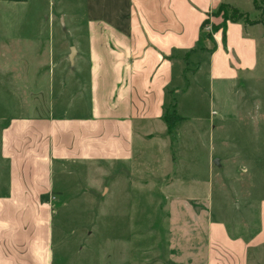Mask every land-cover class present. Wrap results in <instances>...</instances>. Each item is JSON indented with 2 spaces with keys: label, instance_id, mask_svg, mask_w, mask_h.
Listing matches in <instances>:
<instances>
[{
  "label": "rangeland",
  "instance_id": "rangeland-1",
  "mask_svg": "<svg viewBox=\"0 0 264 264\" xmlns=\"http://www.w3.org/2000/svg\"><path fill=\"white\" fill-rule=\"evenodd\" d=\"M228 1L260 19L253 0ZM90 11L89 0H0V130L14 117L63 114L69 105V114L87 110L83 52ZM209 21L207 33L213 30ZM245 24L252 31L255 66L246 69L232 54L228 63L236 77L219 79L206 63L198 71L189 64L190 87L175 94L186 119L174 137L155 122L149 127L154 138L135 136V147L143 148L122 167L75 161L55 174L67 189L60 200L52 199L56 264H201L209 219L259 230L264 24ZM132 172L139 177L131 178Z\"/></svg>",
  "mask_w": 264,
  "mask_h": 264
},
{
  "label": "crops",
  "instance_id": "crops-1",
  "mask_svg": "<svg viewBox=\"0 0 264 264\" xmlns=\"http://www.w3.org/2000/svg\"><path fill=\"white\" fill-rule=\"evenodd\" d=\"M222 3L235 6L228 0H89L87 110L69 114V105L63 114L14 117L1 127L0 264H56L52 197L60 200L67 189L55 174L75 161L122 167L143 148L135 147V136L154 138L149 127L155 122L170 138L164 116L174 102L178 112L175 94L190 87L189 64L198 71L206 63L219 79L236 77L232 54L246 69L255 66L245 23L228 22L213 39L203 28L206 19L223 22L213 14ZM260 218L256 231L209 219L201 264H264V212Z\"/></svg>",
  "mask_w": 264,
  "mask_h": 264
},
{
  "label": "trees",
  "instance_id": "trees-1",
  "mask_svg": "<svg viewBox=\"0 0 264 264\" xmlns=\"http://www.w3.org/2000/svg\"><path fill=\"white\" fill-rule=\"evenodd\" d=\"M253 2L255 8L261 12V17L260 19L257 20H252L248 12H243L230 4L227 3L220 4L219 7L213 12V14L215 16H222L223 22L220 23L219 25L212 24L213 30L212 32H208L209 38L213 39L212 33L218 31L220 28L226 30L228 22L244 21L245 23L251 25H255L259 23L264 24V4L262 5L259 4L258 0H253ZM209 22H210L209 19H206L203 22V28H205L207 24H209ZM184 119L185 118L183 116L178 114L176 110V103L175 102L172 103L170 110H168L164 116V120L168 127V133L170 134L171 137H174L178 125Z\"/></svg>",
  "mask_w": 264,
  "mask_h": 264
},
{
  "label": "water",
  "instance_id": "water-1",
  "mask_svg": "<svg viewBox=\"0 0 264 264\" xmlns=\"http://www.w3.org/2000/svg\"><path fill=\"white\" fill-rule=\"evenodd\" d=\"M76 53V48L75 47H72L71 49V55H70V60L73 61V58H74V55Z\"/></svg>",
  "mask_w": 264,
  "mask_h": 264
},
{
  "label": "built area",
  "instance_id": "built-area-1",
  "mask_svg": "<svg viewBox=\"0 0 264 264\" xmlns=\"http://www.w3.org/2000/svg\"><path fill=\"white\" fill-rule=\"evenodd\" d=\"M208 27H212V22H211V24ZM52 199H55V196H53Z\"/></svg>",
  "mask_w": 264,
  "mask_h": 264
}]
</instances>
